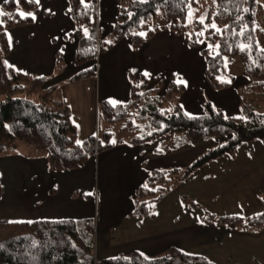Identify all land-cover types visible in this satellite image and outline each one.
<instances>
[{"label":"trees","instance_id":"trees-1","mask_svg":"<svg viewBox=\"0 0 264 264\" xmlns=\"http://www.w3.org/2000/svg\"><path fill=\"white\" fill-rule=\"evenodd\" d=\"M114 1L117 8L112 30L100 39L96 0H69L74 43L71 63L75 67L89 64L69 79H93L97 55L120 39H128L136 50L156 30L167 29L181 36L187 48L198 49L205 63L204 80L213 91L232 85L225 58L238 56L242 75L248 81L238 94L241 115L228 116L208 100L202 103L201 115H187L178 103L183 87L174 77L171 76L164 87L158 82L149 87L147 79L138 75V81L130 84L126 103L110 105L99 101L97 112L101 116L97 112L96 116L103 122L101 132L77 142L70 111L58 87L44 88L45 77L26 75L6 65L5 31L31 24L32 18L27 14H37L39 10L35 0H4L0 3V11L4 13L0 16V154L22 143L43 154L49 171H65L78 169L91 156L112 148L111 139L115 135H122L117 142L127 145H153V153L159 156L185 145L225 137L223 142L206 149L183 167L149 171L134 191L133 208L129 213L131 217L149 221L154 218L153 206L171 191L176 180L189 177L220 157H232L240 144L264 139V112L245 101V96H264V51L261 48L264 31L260 28L264 23V0ZM22 12L26 14L24 18L20 16ZM154 20L166 23L153 26L146 33H137L140 26ZM212 24L216 27L212 28ZM201 42L205 43L204 48L200 47ZM167 102L172 103L170 110L164 107ZM183 199L191 207H200ZM204 212L199 213L203 223L213 222L240 230L264 228V209L245 217ZM94 222L92 218L0 222V264H215L176 248L152 256L131 250L96 258Z\"/></svg>","mask_w":264,"mask_h":264},{"label":"crops","instance_id":"crops-1","mask_svg":"<svg viewBox=\"0 0 264 264\" xmlns=\"http://www.w3.org/2000/svg\"><path fill=\"white\" fill-rule=\"evenodd\" d=\"M2 1L4 0H0V3ZM36 5L39 13L34 14L35 20L32 19L31 24L5 31L8 45L5 62L15 71L45 77L44 88L56 85L70 111L75 130L77 121L80 120L86 123V133L93 131L99 101L110 105L127 102L130 85L127 71L144 76L149 87L156 82L160 83L163 72L170 73L169 76L174 77L183 87L178 103L185 114L196 116L203 113L204 99L194 98V89L203 90L204 83L206 84L203 77L205 63L200 69L201 75H196L197 68L185 67V52L189 53L191 50L185 46L181 36L174 35L167 29H158L136 50L132 49L128 39L122 38L97 55L95 78L71 80L69 77L73 73L89 64L75 67L71 63L74 43L68 14L69 0H39ZM116 8L114 0H96V25L100 39L112 30ZM104 66L106 84L97 92L96 84ZM111 66L118 68L119 85L115 88L112 87L115 82L114 74L108 71ZM190 72L192 79L187 74ZM194 77H198L199 81L196 82ZM169 80L164 78L163 83H160L162 87ZM81 86L83 87L79 91ZM238 89L239 87L236 91ZM189 90L193 95L191 99L187 94ZM224 90L212 92H219L217 96L220 98V93ZM238 94L236 93V97ZM224 97L232 100L235 94L226 93ZM208 101L223 113L226 110L220 100L210 98ZM236 108L237 112L234 114L226 111L228 116L241 115L238 98ZM208 148L210 147L203 145H185L159 156L153 153V145L132 146L119 142L112 148L91 156L78 169L49 171L43 154L23 144V155H19L15 149L0 154V222L94 217V251L99 254V258L125 254L131 250L152 256L174 247L187 254L205 257L215 264H262L264 228L240 230L213 222L203 223L198 218L197 210L195 213L185 209L183 199L187 198L206 207L214 215L245 217L260 212L264 209V200L260 197L261 194L264 197V154L260 151L248 155V151L240 150L236 154L238 147L232 157H220L195 170L189 177L176 180L171 191L152 208L154 218L149 221L156 224L159 218L156 214L158 206L162 204L160 209L163 213L166 201L170 202L168 216L163 213V227L141 233L136 220L142 219L129 216L133 208L134 191L151 169L183 167ZM190 149L197 151L189 155ZM241 154L242 159L238 162ZM259 154L260 159L256 162L243 161L248 156ZM250 179L256 183L241 188L232 186ZM8 188L15 190L9 197L4 196ZM17 191L20 196L23 193V199L22 196L18 198ZM259 192L262 193L258 194ZM98 202L106 207L99 210ZM176 205L180 206L181 214L178 212L174 215L173 208ZM185 214L189 217L186 221L194 233L191 240L193 244H185ZM179 218L182 219V224L176 223ZM111 229H115V234L111 233ZM198 235L201 239H198Z\"/></svg>","mask_w":264,"mask_h":264},{"label":"rangeland","instance_id":"rangeland-1","mask_svg":"<svg viewBox=\"0 0 264 264\" xmlns=\"http://www.w3.org/2000/svg\"><path fill=\"white\" fill-rule=\"evenodd\" d=\"M163 23H166V21L165 20H160V21L159 20L147 21L146 23H144L142 26L139 27V29L137 30V33H140V34L141 33H146L147 30L148 29H151L153 26H158V25L163 24ZM260 28L264 31V23H261L260 24ZM205 46H206L205 43L204 42H201V46L200 47L204 48ZM261 48L264 51V43L261 45ZM190 50L191 51H189V53L188 52L187 53L185 52V67L188 66V67H191V68H197L196 75H201L200 69L202 68V66L204 64V60L201 57V55L199 54L198 49H190ZM185 51H186V47H185ZM225 61H226V63H228V65L226 66V72H227V74L229 76H231L233 78V85H232V87H230L228 89H225L223 92H221L220 93V98H219L218 97L219 96V92L218 93H213V92H217V91H213L209 87L211 89L210 90L208 88V86H207L208 84L207 83L206 84L204 83L203 90H201L200 88H195L194 89V93H195L194 94V98H196V97H202L204 100L205 99L206 100H210V98L220 100V102L223 105L226 106V110L223 109L224 110V114L228 115L227 112L229 114H234V113L237 112V108H236L237 98H238V102L239 103H240V99H239V96L236 97V93L241 94L242 91H243L242 89L244 88V86L247 84L248 81L242 75L243 67H242L241 61L238 58V56H232V57L225 58ZM105 69H106L105 66H104V68L102 67V69H101L102 72H101V75L99 76L100 77V80H98L97 81V84H96V91L97 92H100L101 88H104V86L106 84V82H105V72H104ZM108 71L110 73L114 74L115 82L112 83V87L115 88L116 86L119 85V81H118V68L115 67V66H111V68ZM263 71H264V63H263ZM125 72H126V70H125ZM169 74L170 73L163 72L161 74V76H160V83L161 82L163 83L164 78L171 79L172 77L169 76ZM187 74L191 77V79L193 78L191 72L190 73H187ZM138 75L139 74H137V75L132 74V71L131 72L130 71H127V78L129 80V84L136 83L138 81ZM94 78H95V75H94ZM195 78L196 77H194V79ZM195 81L196 82L199 81L198 77L195 79ZM150 84H152V83H150ZM192 85L194 86V84H192ZM82 87L83 86L80 87L79 91H81V88ZM238 87H239V89L236 91V88H238ZM129 88H130V85H129ZM190 91L191 90H189V92H187L189 99H191L192 96H193V95H191L192 92H190ZM159 93H161V92H159ZM226 93H228V94L229 93H232V94L234 93L235 94V97L232 100L230 98H226V97H224ZM187 94L185 95V99L187 98ZM243 94H244V92H243ZM85 95H86V93H85ZM98 95H99V93H98ZM221 97H224V98H221ZM263 97H264L263 95H256L255 97L253 95H249V96H245V101L246 102H251L252 106H254L255 109H257L258 111L264 112V98ZM189 99H187V100H189ZM98 104H99V102H98ZM171 104H172L171 102H167V103L164 104V107L167 108L168 110H170ZM213 106H215V105H213ZM256 106H258V107H256ZM215 107H217V106H215ZM96 112H97V108L95 110V117H96L95 127L93 128V131H91L90 133H86V129H85L86 123L85 122L80 121V120L77 121V129H76V141L77 142L82 141L87 136H90V135H98L99 132H101L103 122H102V120L99 117V116H101V114L99 112H97V113H99V116H96ZM97 119L99 120V122H97ZM88 134H90V135H88ZM118 138H123V136L122 135H120V136L115 135L111 139L114 142V145L116 143H119V142H117L118 141ZM225 139H226L225 137L222 138V140H220L219 138H217V139L209 140V141L204 142V143L196 144V146L197 145H203L204 147L205 146H207V147H213L214 144L215 145L220 144ZM211 144H213V145L211 146ZM237 148H238V150H237L236 154L240 150H242L243 152H247L248 151V155H250L251 153H257L259 151L264 154V139L263 140H257V141H254V142H250V143L240 144L239 146H237ZM235 150L233 152V155L235 153ZM14 151L18 152L19 155H23V144L22 143H19L18 146L15 147V150ZM196 151L197 150L190 149L188 153H189V155H193L194 153H196ZM185 153H187V152H185ZM259 156H261V155L259 154V155H256V156H248V159L244 158L243 161L244 162H253L255 160V162H256L257 160L260 159ZM251 157H252V159H251ZM241 159H242V154L240 155V157L238 158L237 161L240 162ZM20 168L22 169V167H20ZM22 182H23V180H22ZM255 183H256V181H252L250 179V180H245V181L241 182L240 185H237L238 183H234V184H236V186L235 185H232V186L233 187H237V188H241V187H243V186H245L247 184L250 185V184H255ZM211 184H212V182L209 185H211ZM257 186H258V184L255 185L252 188L255 189ZM22 192H23V190H22ZM13 193H15V190H13V188H8L7 189V194H5L4 196H8L9 194L12 195ZM260 193H262V192H259L258 194H260ZM1 194H2V192H1ZM16 195L19 196L18 198H20L22 196L21 199H23V193L20 196V194H18V191H17L16 192ZM260 197H261L262 200H264V197H263L262 194H261ZM98 203H99V210L100 209H104L106 207L105 205H103V206L100 205V202H98ZM161 205L162 204H160L158 206L157 210H156V214H157V216H159L158 221L156 222V224H152V222L146 221V220H136V223H138L136 226L141 231V233L142 232H146L149 229L152 230L154 228H157V227L160 228V227H163L164 226V216H163V213H164V215H167L168 216V212L170 211V202L166 201V209H165V211L163 213H162V211L160 209ZM184 205H185V209H187V210L190 209L191 211H194L195 213H196L195 210H198L197 211L198 212V218H199V213H205L204 211L209 212L207 209H205L206 207H201L200 205H199L200 206L199 208L191 207L190 204L189 203L186 204V202H185ZM179 207H180L179 205H176L173 208L174 215H176L178 212H179V214L182 213ZM95 208L97 209L98 207L96 206ZM202 210H204V211H202ZM92 218L94 219V217H92ZM187 218H189V217L187 216V214H185V244H190V243L193 244V241H191V240L193 239L194 233L191 232L192 229L190 228V226L188 225V223L186 221ZM199 220H200V218H199ZM177 222L179 224H182L183 223V221H182L181 218H179V220L176 221V223ZM157 223H160L161 225H157ZM114 230L115 229H111V233L115 234L114 233ZM106 233H107V230H106ZM198 239H201L199 235H198ZM113 244L116 245L115 242H113ZM110 248L112 249L111 246H110ZM169 248H174V247H169ZM104 251H106V249H104ZM114 251H117V250H114ZM94 254H95V251H94ZM97 256H99V254H95V257L96 258H99Z\"/></svg>","mask_w":264,"mask_h":264},{"label":"snow or ice","instance_id":"snow-or-ice-1","mask_svg":"<svg viewBox=\"0 0 264 264\" xmlns=\"http://www.w3.org/2000/svg\"><path fill=\"white\" fill-rule=\"evenodd\" d=\"M35 2H36V3H39V0H35ZM2 15H4V13H3L2 11H0V16H2ZM25 15H26V14L23 13V12L20 13V16H21L22 18H24ZM27 16H31V18H32L33 20H35V15H34V14H32V13H28ZM200 22H201V23L204 22V18H203V17H201ZM211 27H212V28H215L216 26H215V24H212ZM10 39H11V38H10ZM241 50H242V51L244 50L243 47L241 48ZM5 63L7 64V62H5ZM7 66H8V67H12L11 65H7Z\"/></svg>","mask_w":264,"mask_h":264}]
</instances>
